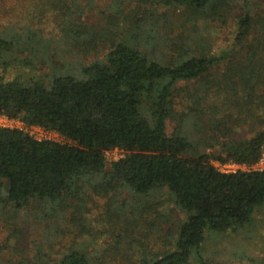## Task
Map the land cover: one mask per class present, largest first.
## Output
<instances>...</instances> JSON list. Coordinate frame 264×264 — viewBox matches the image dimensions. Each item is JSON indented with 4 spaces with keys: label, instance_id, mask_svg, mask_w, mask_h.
I'll list each match as a JSON object with an SVG mask.
<instances>
[{
    "label": "trees",
    "instance_id": "trees-1",
    "mask_svg": "<svg viewBox=\"0 0 264 264\" xmlns=\"http://www.w3.org/2000/svg\"><path fill=\"white\" fill-rule=\"evenodd\" d=\"M42 4L57 36L45 38L26 25L0 32V70L19 65L29 75H0V117L62 141L0 128V214L15 218L38 204L47 209L40 221H56L47 205L88 192H164L183 219L173 249L140 264H188L191 257L202 264L206 235H236L264 206V170L222 173L210 164L249 167L264 151V129L233 137L240 121L264 122V0H109L102 10L95 0ZM126 10L129 26L122 28L84 21L95 11L126 19ZM169 16L182 22L174 37ZM199 21L208 29L230 25L232 42L216 55L206 53ZM53 56L58 63L45 83L36 67L50 68ZM233 107L249 119H234ZM167 122L174 124L170 133ZM215 147L218 153H206ZM114 149L123 156L106 163L105 153ZM118 214L130 217L127 225L137 216ZM4 248L0 264H93L78 249L50 262L41 251L13 259Z\"/></svg>",
    "mask_w": 264,
    "mask_h": 264
},
{
    "label": "rangeland",
    "instance_id": "rangeland-1",
    "mask_svg": "<svg viewBox=\"0 0 264 264\" xmlns=\"http://www.w3.org/2000/svg\"><path fill=\"white\" fill-rule=\"evenodd\" d=\"M42 1L0 0V32L14 26L17 30L26 25L32 29H39L45 38L57 36L53 15L44 8ZM108 4L109 0H95L97 10L104 9ZM128 10L124 12L126 19L124 17L118 19L111 13H105V16L101 17L95 11L84 16V21L110 26L119 24L122 28L129 26ZM41 11L44 12L43 16L37 17V12ZM169 20L172 21V26L168 34L174 37L182 22L174 21L172 16L168 17L167 21ZM197 27L200 30L199 35L207 37L206 53L208 54L216 55L219 50L226 48L232 42L234 28L230 25L208 29L209 27L199 21ZM86 57L84 58L86 60L93 59L92 55ZM57 61L53 56L50 68L37 62L38 74L45 75V83L49 82V72L51 67L57 65ZM27 72L19 65H12L6 71L0 70V75L10 80L16 74H22L26 78L29 76ZM235 109L238 108H229V113L234 119L237 117L249 119L240 115ZM173 127L172 122H167V133H170ZM0 128L19 129L29 135L31 132V136L38 141H62L53 133L30 131L18 119L8 120L0 117ZM261 129H264V122L258 125L251 120L240 121L233 137L248 139ZM218 151L217 147L206 149V153L213 155ZM104 156L106 163H111L117 161L123 154L118 150H110ZM210 164L219 171H228L230 169L227 166L235 163L232 161L221 163L210 159ZM84 196L83 199L68 200L64 205L58 204L52 207L47 205L49 209L54 208L56 211V221L39 220V217L47 212L44 205L34 204L24 212L20 211L15 218L11 214L7 216L3 211L0 214V245L5 247L4 254L15 259L18 252L26 256V259H31L41 251L48 254L51 262L69 249H78L93 264H140L145 258L160 256L173 249V239L183 215L175 210L164 192H152L142 197L132 196L126 191L123 194L117 192L115 196L109 194L107 197L92 192ZM120 212L126 216L137 213V216L132 224L127 225L125 221L130 217L117 219ZM8 217H11L12 221ZM201 256L202 264H264V206L254 210L251 224L239 230L236 235L232 233L222 236L206 235ZM188 264L199 263L191 257Z\"/></svg>",
    "mask_w": 264,
    "mask_h": 264
},
{
    "label": "built area",
    "instance_id": "built-area-1",
    "mask_svg": "<svg viewBox=\"0 0 264 264\" xmlns=\"http://www.w3.org/2000/svg\"><path fill=\"white\" fill-rule=\"evenodd\" d=\"M1 117L2 118H5L3 116H1ZM5 119H7V118H5ZM27 128L30 131H40L41 133H50V132H45V131H43L42 129H40L38 127H27ZM29 136H31V132H30V135ZM114 150H117V149H114ZM261 166H264V152L261 154V156H260L259 160L257 161V163L254 164V165H252V166L247 167V166H244V165L229 164L227 167L230 170H228V171H220V172H222V173H234V172H237V171H246L247 172V171H250V170H252V171H263L264 168H261Z\"/></svg>",
    "mask_w": 264,
    "mask_h": 264
}]
</instances>
